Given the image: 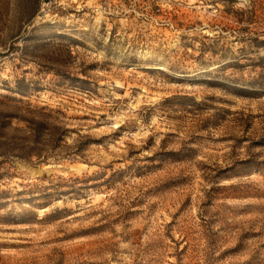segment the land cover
<instances>
[{
  "label": "rangeland",
  "instance_id": "rangeland-1",
  "mask_svg": "<svg viewBox=\"0 0 264 264\" xmlns=\"http://www.w3.org/2000/svg\"><path fill=\"white\" fill-rule=\"evenodd\" d=\"M41 2L0 0V264H264V0Z\"/></svg>",
  "mask_w": 264,
  "mask_h": 264
},
{
  "label": "built area",
  "instance_id": "built-area-1",
  "mask_svg": "<svg viewBox=\"0 0 264 264\" xmlns=\"http://www.w3.org/2000/svg\"><path fill=\"white\" fill-rule=\"evenodd\" d=\"M77 0H42L38 18L41 20H54L62 10H66ZM94 8L112 13V11H136V4H147V0H95ZM126 8V9H125ZM160 11L161 8H158Z\"/></svg>",
  "mask_w": 264,
  "mask_h": 264
}]
</instances>
